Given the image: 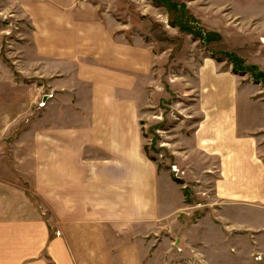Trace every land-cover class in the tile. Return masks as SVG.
<instances>
[{
	"label": "crops",
	"instance_id": "obj_1",
	"mask_svg": "<svg viewBox=\"0 0 264 264\" xmlns=\"http://www.w3.org/2000/svg\"><path fill=\"white\" fill-rule=\"evenodd\" d=\"M69 6L23 8L70 70L58 71L67 82L54 83V129L25 132L30 140L20 142L37 150L29 185L52 228L22 190V175L10 178L0 158V264H172L173 246L182 257L195 249L178 240L158 245L157 230H218L221 242L203 246L232 259L231 230H264V100L233 73L210 66L198 73L178 165L197 172L188 183L209 203L189 205L168 169L143 150L139 113L155 84L152 52L140 41L126 46L125 32L104 26L88 5ZM198 207L203 212L192 222Z\"/></svg>",
	"mask_w": 264,
	"mask_h": 264
},
{
	"label": "rangeland",
	"instance_id": "obj_2",
	"mask_svg": "<svg viewBox=\"0 0 264 264\" xmlns=\"http://www.w3.org/2000/svg\"><path fill=\"white\" fill-rule=\"evenodd\" d=\"M40 2L67 4L70 9L86 4L97 12L104 26L112 24L119 28L117 33L125 32L126 46L134 47L140 41L152 52L155 84L146 92V105L139 113L144 153L168 169L187 204L209 203L197 194L202 189L188 183L197 172L179 169V135L188 130L190 104L197 97L193 88L198 73L207 66L233 73L251 86L254 99L264 100V0H0V158L8 162L10 178L22 175V190L37 203L51 229V213L29 185L36 180L37 150L22 149L20 143L30 140L22 138L25 132L54 129L52 106L59 92L54 83L69 78L58 73L69 72L68 60L54 58L53 43L41 42L38 28L31 25L29 15L34 12L25 11V5ZM77 89V85L73 87L74 92ZM203 208L193 213L192 222ZM183 213H179V220ZM187 231L193 232L157 230L158 245L173 246L177 240L194 245L186 257L173 246L172 264H195L191 260L197 264H263L264 230H231L232 259L224 257L218 247L213 252L203 246L221 242L218 230H197L188 239ZM3 233L0 230V238Z\"/></svg>",
	"mask_w": 264,
	"mask_h": 264
},
{
	"label": "built area",
	"instance_id": "obj_3",
	"mask_svg": "<svg viewBox=\"0 0 264 264\" xmlns=\"http://www.w3.org/2000/svg\"><path fill=\"white\" fill-rule=\"evenodd\" d=\"M56 235L59 236V232H57Z\"/></svg>",
	"mask_w": 264,
	"mask_h": 264
},
{
	"label": "water",
	"instance_id": "obj_4",
	"mask_svg": "<svg viewBox=\"0 0 264 264\" xmlns=\"http://www.w3.org/2000/svg\"><path fill=\"white\" fill-rule=\"evenodd\" d=\"M44 101H46V99H45ZM44 101H43V102H44Z\"/></svg>",
	"mask_w": 264,
	"mask_h": 264
}]
</instances>
